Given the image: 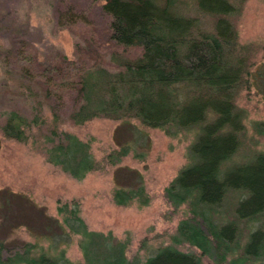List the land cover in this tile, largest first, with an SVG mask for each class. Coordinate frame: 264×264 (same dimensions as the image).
<instances>
[{
	"label": "trees",
	"instance_id": "1",
	"mask_svg": "<svg viewBox=\"0 0 264 264\" xmlns=\"http://www.w3.org/2000/svg\"><path fill=\"white\" fill-rule=\"evenodd\" d=\"M92 1H102L109 16V41L123 51L140 48L141 53L131 59L111 51L120 68L113 72L97 61L85 62L87 51L77 60L61 54L52 69L37 74L41 77L37 83L51 101L56 127L46 136L45 160L82 179L106 165L115 166L128 153L125 145L96 160L89 142L57 130L64 97H69L73 125L105 118L135 120L169 136L193 131L187 164L163 191L174 211L186 205L188 215L167 244L143 259H128L126 242L88 228L78 200H59L61 219L54 220L57 231L47 237L49 248L27 242L9 250L0 240V264H264V150L229 165L245 137L246 110L238 106L241 93L253 86L264 93V63L252 72L249 48L239 44L232 23L244 0H195L193 16L184 13V0ZM202 16L212 18L210 27ZM76 21L71 14L69 25ZM26 76L33 78L30 73ZM38 119L9 112L0 133L5 139L28 142ZM251 124L254 135L264 136V121ZM226 198L234 202L223 219L220 209ZM112 200L120 206L134 202L142 206L151 197L139 179L134 186L116 185ZM74 236H79L83 263L70 261L61 247ZM181 245L190 250H180Z\"/></svg>",
	"mask_w": 264,
	"mask_h": 264
},
{
	"label": "rangeland",
	"instance_id": "2",
	"mask_svg": "<svg viewBox=\"0 0 264 264\" xmlns=\"http://www.w3.org/2000/svg\"><path fill=\"white\" fill-rule=\"evenodd\" d=\"M102 4L92 0H0V126L9 112L28 120L39 118L28 142L5 139L0 133V240L9 250L27 242L48 249L47 237L57 231L54 220L61 219L56 209L59 200H78L80 215L88 228L111 233L115 240L126 242L128 259H143L152 249L167 244L179 222L188 215L186 205L174 211L163 191L187 164L186 151L193 131L169 136L135 120L124 123L105 118L73 125L68 117L69 97H64L57 130L89 142L96 160H104L113 149L125 145H129L128 153L115 166L106 165L82 179L70 177L45 160V139L56 127L52 123L51 101L37 83L41 78L37 74L52 69L61 54L68 60H77L87 51L83 55L85 62L97 61L113 72L120 68L111 51L131 59L141 53L140 48L123 51L109 41V16ZM182 5L186 15H196L195 0H184ZM71 14L77 16V21L69 25ZM202 21L210 27L212 18L202 16ZM232 23L239 44L249 48L254 73L264 63V0L242 1ZM96 48L94 54L91 50ZM28 59L31 61L27 63ZM26 73L33 78H27ZM238 106L246 110L245 137L229 165L247 161L254 151L264 150V136L254 135L251 124L264 121V93L255 86L249 92L242 91ZM137 177L151 197L150 202L142 206L137 202L114 204L115 186H134L139 181ZM233 202L231 198L224 200L220 209L224 211L223 219ZM78 239L74 236L61 247L70 261L83 263ZM178 248L190 250L187 245Z\"/></svg>",
	"mask_w": 264,
	"mask_h": 264
}]
</instances>
